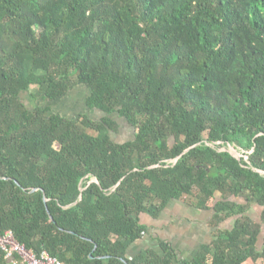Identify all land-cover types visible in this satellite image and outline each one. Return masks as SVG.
Masks as SVG:
<instances>
[{
    "label": "trees",
    "instance_id": "trees-1",
    "mask_svg": "<svg viewBox=\"0 0 264 264\" xmlns=\"http://www.w3.org/2000/svg\"><path fill=\"white\" fill-rule=\"evenodd\" d=\"M77 87L86 110L54 112ZM171 201L233 219L187 264H264V0H0V235L60 264H176L165 242L128 256Z\"/></svg>",
    "mask_w": 264,
    "mask_h": 264
},
{
    "label": "crops",
    "instance_id": "crops-1",
    "mask_svg": "<svg viewBox=\"0 0 264 264\" xmlns=\"http://www.w3.org/2000/svg\"><path fill=\"white\" fill-rule=\"evenodd\" d=\"M254 208L249 210V217L255 212ZM212 217V211L199 210L181 201H171L156 218L149 214L140 216V222L148 228V233L129 248L128 256L132 257L146 249H153L161 254L159 243L165 242L174 251V262L187 264L195 258L201 247L211 245L218 229L232 228L233 219H226L215 227L212 224ZM263 239L264 225L258 239V249ZM260 262V260L255 263L248 261L246 264H260Z\"/></svg>",
    "mask_w": 264,
    "mask_h": 264
},
{
    "label": "rangeland",
    "instance_id": "rangeland-1",
    "mask_svg": "<svg viewBox=\"0 0 264 264\" xmlns=\"http://www.w3.org/2000/svg\"><path fill=\"white\" fill-rule=\"evenodd\" d=\"M87 95H88V91L86 89L84 88L81 89L77 87L70 92L68 98H64L58 101L56 104H54L52 106V109L54 112L60 113L64 116L76 118L80 113L86 110L85 98L87 97ZM22 99L25 105L28 106L29 108L32 107V105H34V102H32V99H30L27 94L23 95ZM99 116L100 115L98 113L92 114V117L97 120L99 119ZM90 133L95 135V133L93 132ZM132 133H133L132 130H130L126 126H121L119 133L117 135H114V139L116 141H126L130 139ZM221 150H227L230 151L231 153L234 152L232 148L228 146L222 148ZM235 154H239L241 156L243 153L238 150V152H235ZM260 210L261 209L259 207H257V209L254 208L255 212H252V215L250 214V216H252L253 219L258 220ZM227 220H231V219H227ZM261 246L262 244L260 245V247Z\"/></svg>",
    "mask_w": 264,
    "mask_h": 264
},
{
    "label": "built area",
    "instance_id": "built-area-1",
    "mask_svg": "<svg viewBox=\"0 0 264 264\" xmlns=\"http://www.w3.org/2000/svg\"><path fill=\"white\" fill-rule=\"evenodd\" d=\"M0 251L12 264H60L56 258L51 257L45 251L39 254L28 251L14 239L9 231L0 235Z\"/></svg>",
    "mask_w": 264,
    "mask_h": 264
},
{
    "label": "water",
    "instance_id": "water-1",
    "mask_svg": "<svg viewBox=\"0 0 264 264\" xmlns=\"http://www.w3.org/2000/svg\"><path fill=\"white\" fill-rule=\"evenodd\" d=\"M234 152H232V155L235 157V158H237V159H239L240 158V155L239 154H235V150L234 149H232ZM177 159H175V161H176ZM34 191V190H33ZM46 201V200H45Z\"/></svg>",
    "mask_w": 264,
    "mask_h": 264
}]
</instances>
